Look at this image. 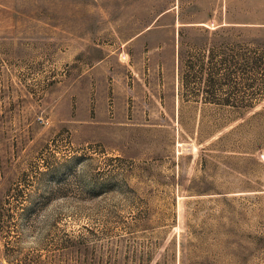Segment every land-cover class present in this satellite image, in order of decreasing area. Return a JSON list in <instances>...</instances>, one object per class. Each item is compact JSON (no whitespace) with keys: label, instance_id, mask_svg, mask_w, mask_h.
<instances>
[{"label":"rangeland","instance_id":"rangeland-1","mask_svg":"<svg viewBox=\"0 0 264 264\" xmlns=\"http://www.w3.org/2000/svg\"><path fill=\"white\" fill-rule=\"evenodd\" d=\"M0 264H264V0H0Z\"/></svg>","mask_w":264,"mask_h":264},{"label":"trees","instance_id":"trees-1","mask_svg":"<svg viewBox=\"0 0 264 264\" xmlns=\"http://www.w3.org/2000/svg\"><path fill=\"white\" fill-rule=\"evenodd\" d=\"M225 27H228V26H220L219 27L220 29H218V31L223 30V29H228ZM229 27H230L229 29H236V30L242 29L241 28L242 26H229ZM208 63L212 65V67H210V68H213V66H214V69H213V71H214L215 70V64H217V63H216V61H213V57L211 56L210 51H208V54H207L206 64H208ZM204 66H205V64L201 65L202 70H204V68H205ZM204 100H205V102H210V103L226 104V105L232 106L233 107L232 109H235V110H240L242 107L252 105V102H249L250 100H246V98L234 97V96H230V95H226V96L218 97V98H215V96H204Z\"/></svg>","mask_w":264,"mask_h":264}]
</instances>
